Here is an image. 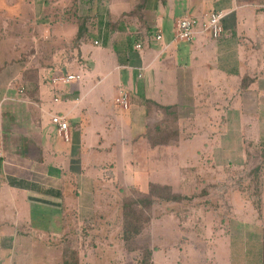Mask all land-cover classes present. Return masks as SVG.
Here are the masks:
<instances>
[{
    "label": "rangeland",
    "instance_id": "obj_1",
    "mask_svg": "<svg viewBox=\"0 0 264 264\" xmlns=\"http://www.w3.org/2000/svg\"><path fill=\"white\" fill-rule=\"evenodd\" d=\"M32 1H38L43 5H37ZM73 1L0 0V116L6 126L18 127L28 133L33 129L36 130L35 127L40 126L39 124L45 125L47 129L49 128V136L52 137L53 144L56 145L55 157L59 160L64 158L61 153L63 150L74 162H78L85 157L83 154L85 150L81 145L83 131L85 135H88L89 130L85 125V117L76 130V134L81 137L80 141L78 140L80 144L77 142L78 146L75 140L70 143L60 140L55 134V125L50 123L48 118L43 117L38 121L37 108L30 103V100L36 104L42 99L46 107H56L59 103L52 102V96L58 89L50 84L53 71L51 67L44 66L41 60L33 63L32 60L26 59L30 51L34 52L37 48L42 51L39 52L42 57L50 58L51 52L55 50L56 53L60 52L61 57L58 62L67 60L72 52L69 49L70 44L75 37L73 39L70 35L61 37L51 32V41H47L50 45L46 46L40 36L44 25L48 22L51 25L57 15L60 16L57 22L63 21L64 18H74L75 21L77 14L86 11L88 4H85L84 0L82 4L76 3L77 0ZM89 3L91 11L96 13L99 7L98 0H89ZM159 12L162 16L156 24L162 30V40L155 39L156 27H154L152 34H149L147 39L141 40L143 48L136 50L134 40L130 39L132 36L126 33L129 35L124 34V42L127 44L125 45L122 41L125 48L119 54L124 59L131 60L140 56L144 66L153 56V52L161 49L163 44L172 45L171 48L175 49L180 48L181 51L177 55L179 61L174 65L178 68L185 67L187 75H191L189 81L194 80L198 100L192 107L194 113L187 115L185 119L186 125L181 132L180 146L158 147L151 151L148 157L145 156L136 161L135 165L128 166L130 169L127 172L138 174L137 176L142 179L138 182L143 188L149 181L160 182L169 185L171 191L184 196H181L178 201H162L155 204L151 209L150 222L136 237L134 241L136 243L132 244L138 249L126 251L121 240V223L120 227L117 224V212L109 209L105 202H118L121 199L112 192V187L115 186L116 192L121 194L122 199L130 187L121 186L117 180L112 181L108 178L103 180L100 177L102 181L100 185L107 186L110 194L107 189L97 185L100 196L95 191L93 197L84 199V204L87 203L84 214L91 218L104 214L97 221H92V224H96V228L89 235L90 239L95 238L94 241L106 244L97 245L98 259L95 262L82 259V264H140V251L144 248L153 250L152 264H260L262 229L257 226L264 228V91L259 94L257 100L248 94L246 97L240 96L241 98L236 95L230 96V93L223 95L220 87L226 85L227 79L217 72L213 73L215 79L213 78L212 84L206 87L201 76L202 71L197 68L198 61L193 56L195 53H191L192 49H190V46H199L185 41L173 43V19L185 16L182 5L175 6L173 10L167 6ZM146 14L148 15V11ZM139 41L140 39L136 42ZM96 50L90 36L79 49H75L76 54L80 53L82 66L78 67L76 62L68 66L69 70L80 71L85 82H89L90 85L93 81H97L95 75H92L96 72L92 71L95 65L91 66ZM71 56L77 61L78 57ZM145 58L147 60L144 62ZM160 61L161 59L156 66L142 72L143 78L136 80V83L144 86L147 78L145 76L151 75L153 68L155 71L157 69L158 74L162 73L163 67L168 72H175L171 63L166 61L165 66L161 67ZM85 63L90 67L84 68ZM210 64L212 70L216 71V66L213 63ZM193 67L196 68L195 71ZM111 68L112 66L105 73ZM19 72H26L24 78L18 76ZM105 80L99 85L104 89L103 105L105 110H109L113 123H116L117 112L110 111L112 85L116 80L115 72ZM19 86L26 88L25 91L19 93L17 89ZM213 87L217 91V95L213 96L221 98L216 102V107L213 104L212 95L208 97L206 93ZM164 90L167 98L171 99L168 101L173 102L174 86L164 85ZM145 96L154 97V94L147 93L140 87L137 88L132 94L130 110L124 112L123 116L141 115L143 117ZM190 101H187L188 104H192ZM42 103L39 102V105ZM231 107H233L232 112ZM80 117L82 118L83 115L81 114ZM80 117L77 118L80 119ZM30 135V133L21 135L12 133L8 129H0V142L3 140L12 142L15 152H18L16 147L19 144L23 148L28 142L31 146L32 144L40 148L44 146L40 143L44 139L32 138ZM88 136L94 142L95 134ZM260 163L261 169L255 181L253 175L241 179L243 172L251 171ZM72 166L76 168L78 164ZM121 167L119 162L115 165L116 170H120ZM96 171V174L100 176L101 171L98 169ZM130 181L133 182V180ZM118 184L121 188L117 187ZM235 184H238V187ZM254 184H257L258 192ZM224 186L228 188L225 189ZM54 215H56L54 211L44 213L45 217ZM110 217L115 219V226L114 222L109 220ZM72 231L74 235L79 232ZM103 236L109 237V240L101 239ZM92 244L95 247V244ZM65 247L69 248L70 245L65 244ZM74 258L71 259V263L77 261Z\"/></svg>",
    "mask_w": 264,
    "mask_h": 264
},
{
    "label": "crops",
    "instance_id": "obj_2",
    "mask_svg": "<svg viewBox=\"0 0 264 264\" xmlns=\"http://www.w3.org/2000/svg\"><path fill=\"white\" fill-rule=\"evenodd\" d=\"M84 2L88 4L86 11L77 14L75 21L74 18H64L63 21L57 22V18L60 17L57 15L51 25L49 22L44 25L40 36L46 46L50 45V42L47 41H51V32H55L61 37L70 35L73 39L77 32V17L90 16L94 25L89 36L82 39L79 46L76 47L73 40L70 44L71 48L69 47L72 51L71 55L78 57L77 61L70 55L65 62H58L61 56L60 52L56 53L55 50L51 52L50 58L42 57L39 54L42 51L35 47V51H30L31 53L29 52L30 55H27L26 59L32 60L33 63L41 60L44 66L51 67L53 71L50 84L58 89L52 96V102L59 103L56 107H46L43 105L42 99L36 104L30 100V103L37 108L38 121L44 117L52 123V115L65 116L68 124L67 138L58 134L56 125L55 134L65 143L75 140L77 145L81 137L76 134V130L85 117V125L89 129L88 135L95 134L94 142L83 131L81 145L85 150L83 152L85 157H82L78 162H74L63 150L61 153L64 158L59 160L55 157L56 145L53 144L52 137L49 136V128L47 129L45 125L39 124L40 126L35 127L36 130L29 131L32 138L44 139L40 143H43L45 148L44 146L40 148L35 144L31 146L28 142L23 148L21 144L16 147L18 153L15 152L12 142L6 140L0 142V264H63L64 248L68 243L75 245L77 264H82V259L95 262L98 259L97 245L106 243H98L94 241L95 238L94 240L90 239L89 234L96 228V224H92V221H97L104 214H100L96 218L85 216L87 203L84 204V199L93 197L95 191L100 196L97 190L100 186L102 189H107L110 194V189L107 186L100 185L102 181L99 178L117 180L121 186L147 191L151 181L143 188L138 182L142 179L137 176L138 174L127 172L130 169L128 166L135 165L136 161L145 156L148 157L149 153L158 147L180 146L181 132L186 125L185 119L187 115L194 113L192 107L198 100L194 80L189 81L191 75H187L185 67L178 68L174 65L179 61L177 55L181 49L163 44L161 49L153 52V56L144 66L140 56L131 60L124 59L119 54L125 48L124 37L129 36L126 33L132 36L131 40H134L140 31L145 32L146 29H151L150 34H152V28L156 27L155 33L160 30L162 35V30L156 24V21L162 16L160 12L158 13L159 10L161 11L167 6L173 10L175 6L181 4L185 13L183 17L197 19H203L206 14L214 10L227 12L222 22L224 34L220 39L205 42L204 38L198 34L194 41L188 42L192 43L191 45L199 46H190V49H192L191 53H195L193 56L198 61L197 68L202 71L201 76L204 83L206 87L210 86L213 78L215 79L213 73L217 72L227 79L226 85L220 87L223 95L230 93V96L236 95L241 98L240 96L245 95L246 97L248 94L257 100L259 94L264 91V0H147L140 16L127 15L138 3V0H98L99 7L96 13L91 11L89 0H84ZM33 3L41 4L38 1ZM77 3L82 4V0H77ZM181 18L173 19V28ZM115 21L118 22V25L114 30H111L109 23ZM90 36L93 45L97 48L93 63H91V66L95 65L92 71L96 72L92 75H95L97 81H93L91 85L89 82H85L80 71L68 68L73 64L72 62H76L78 67L82 66L79 58L80 53L76 54L75 49H79ZM95 41H98L97 45L94 43ZM134 42L136 43V41ZM124 43L127 44V42ZM173 43L176 42L173 40ZM160 59L161 67L165 66L167 61V63H171L175 72H168L163 67L162 73L158 74L157 69L155 71L153 68L151 75L145 76L147 78L144 86L137 84L136 80H140L144 76L142 72L156 66ZM23 60L25 61V59ZM145 60L147 58L144 59V62ZM210 63L216 66V71L212 70ZM110 66L112 68L105 73ZM88 67L90 66L85 63L84 68ZM195 69L193 67V71ZM114 72L116 80L112 85L110 111L115 112L116 110L118 119L116 123H113L114 120L109 110L104 108V89L99 87ZM25 74L26 72H19L18 76L24 78ZM71 74L80 75V80L65 82L60 79V77ZM186 76L188 78L185 79ZM244 78L249 82L243 89L241 83ZM167 84L174 86L175 99L173 102L168 101L171 99L166 96L164 85ZM139 87L147 93L152 92L154 97L145 96L143 117L141 115L124 117V112H128L132 105V94ZM230 87L233 88L228 90ZM17 89L19 93H22L26 88L19 86ZM120 92L127 95V108H122L115 101ZM206 93L208 97L212 95L214 98L212 101L216 107V102L221 99L213 96L217 95V91L213 87ZM188 100H191L192 104H188ZM147 101L161 106L173 105L176 107L179 132L175 145L159 144L155 147L149 145L145 137L147 125L159 119L160 115L157 107ZM39 102L42 104L39 105ZM211 108L213 109V105ZM232 109L233 107H231V112ZM78 116L80 119L77 118ZM0 129H8L12 133L21 135L29 134L18 127L6 126L1 121V116ZM118 162L122 166L120 170L115 168ZM74 164H78V167L72 166ZM96 169L101 171L100 176L96 174ZM92 172L94 174H91ZM97 185L100 186L96 188ZM117 187L121 188L119 184ZM112 192L117 198L120 196L122 199L121 194L116 192L115 186L112 187ZM121 199L118 202H105L109 209L117 212L119 227ZM52 211L56 215L44 216V213ZM109 220L113 221L115 226V219L110 217ZM257 227L262 229V227ZM72 230L79 232L74 235ZM231 232L229 233L231 234ZM113 238L116 239L115 236ZM101 239L108 241L109 237L103 236ZM92 243L95 244V247L92 246Z\"/></svg>",
    "mask_w": 264,
    "mask_h": 264
},
{
    "label": "trees",
    "instance_id": "obj_3",
    "mask_svg": "<svg viewBox=\"0 0 264 264\" xmlns=\"http://www.w3.org/2000/svg\"><path fill=\"white\" fill-rule=\"evenodd\" d=\"M147 0H138V3L133 6V9L127 14L130 16H140L141 10L144 9ZM163 1V0H161ZM74 2V1H73ZM77 3V2H76ZM74 4V3H73ZM77 32L74 38V46H79L82 39L89 36V32L94 25L93 20L88 15L77 17ZM118 22H110L109 26L111 30H114ZM151 30V29H150ZM150 30L145 32H139L136 34L134 41L138 39L142 40L145 36H149ZM248 82L246 78L243 79L241 87L244 89L247 87ZM152 103L157 107L160 118L154 121L152 124H148L146 128L145 137L151 147L156 145H175L178 141V114L177 109L173 105L161 106L154 102ZM60 115V114H57ZM63 116V115H60ZM65 117V116H64ZM261 169V163L256 165L251 171L241 175V179L248 178V175H253V180L257 179V173ZM240 180V179H239ZM238 180V181H239ZM238 187V184H235ZM255 190L258 192L257 184H254ZM227 189V186H224ZM184 196L180 193L171 191L169 185H162L156 183H149L147 191L137 190L130 187L122 199L121 203V239L126 251H135L138 249L134 241L136 237L144 230L146 225L151 220V209L158 202L164 201H178V199ZM261 255L260 264H264V228L261 230ZM69 244V243H68ZM70 247L64 248V262L63 264H77L71 263V259H77L75 245L69 244ZM141 252L140 264H152V249L144 248ZM75 255V256H74Z\"/></svg>",
    "mask_w": 264,
    "mask_h": 264
},
{
    "label": "built area",
    "instance_id": "obj_4",
    "mask_svg": "<svg viewBox=\"0 0 264 264\" xmlns=\"http://www.w3.org/2000/svg\"><path fill=\"white\" fill-rule=\"evenodd\" d=\"M227 15V12L223 10H214L205 15L203 19H197L195 17H183L179 19L174 27L173 40L175 42L185 41L191 42L196 39V36L200 34L205 42L216 41L220 39L224 34L223 19ZM144 38H148L145 36ZM155 39L161 40L162 35L160 30L155 33ZM96 45L98 41L94 42ZM136 50H141L143 43L140 40L134 45ZM61 80L68 82L70 80H80V75L71 74L64 77H60ZM116 103L121 105L122 108H127L128 100L127 95L123 92L119 93V96L115 99ZM51 122L56 125L58 134L67 138L68 124L64 116L54 114L51 116Z\"/></svg>",
    "mask_w": 264,
    "mask_h": 264
}]
</instances>
